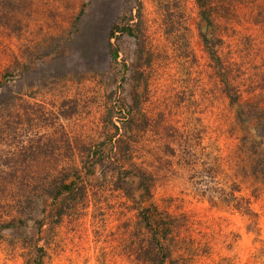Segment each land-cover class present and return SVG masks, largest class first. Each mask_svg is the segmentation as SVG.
<instances>
[{"label":"rangeland","instance_id":"obj_1","mask_svg":"<svg viewBox=\"0 0 264 264\" xmlns=\"http://www.w3.org/2000/svg\"><path fill=\"white\" fill-rule=\"evenodd\" d=\"M0 264H264V0H0Z\"/></svg>","mask_w":264,"mask_h":264},{"label":"trees","instance_id":"obj_2","mask_svg":"<svg viewBox=\"0 0 264 264\" xmlns=\"http://www.w3.org/2000/svg\"><path fill=\"white\" fill-rule=\"evenodd\" d=\"M212 48L209 47V50H211ZM219 58V57H218ZM141 185L143 187V189L145 191L148 190V186L146 184L145 178L142 177V182ZM154 207V206H153ZM148 209V216L150 218H154L152 220L153 224L151 226H149L150 231L153 233V235L155 236V238L158 237V239H161L162 236L167 239L170 238L172 231H173V225L171 224L172 222L166 220V216L167 215H161L160 212H158V210L156 208L152 209V208H147ZM157 217V219H156ZM147 219V218H146Z\"/></svg>","mask_w":264,"mask_h":264}]
</instances>
